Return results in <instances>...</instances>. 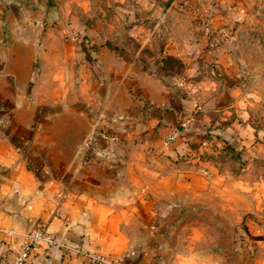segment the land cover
Wrapping results in <instances>:
<instances>
[{
	"label": "rangeland",
	"instance_id": "rangeland-1",
	"mask_svg": "<svg viewBox=\"0 0 264 264\" xmlns=\"http://www.w3.org/2000/svg\"><path fill=\"white\" fill-rule=\"evenodd\" d=\"M143 1L0 0V45L6 50L34 39V70L28 83L40 84V92L46 88V82L41 83L42 62L60 61L54 52L46 53L51 46L58 49V41L48 35L53 34L71 41L69 47L83 52L81 59H88V66L98 38L117 50L141 45L142 54H153L150 60L160 68L166 86L176 83L180 95L190 101L200 96L205 104L215 98L205 105L198 138L169 161L194 166L209 184L205 189L198 183L193 190L160 188L148 193L152 212L136 215L134 222L126 223V231L136 241L142 231V240L155 246L147 247V258L157 264H264V0H146L156 3L146 9ZM107 34L111 36L104 39ZM94 72L82 76L83 85L90 86ZM86 88L73 85L66 96L90 98ZM224 90L233 103L220 110L214 104L229 99ZM55 98L56 93L51 101ZM190 112L170 130L188 127L197 113ZM73 119L67 122L71 134L80 128ZM97 128L90 130L87 147L97 138ZM102 130L99 137L115 139ZM165 135L162 147L171 143L164 144ZM63 148L60 145L58 152ZM93 170L105 176L98 168L87 175ZM132 192L127 188L125 195ZM60 201L53 210L57 215L62 213ZM79 252L97 263L112 264L101 252ZM88 253L100 254L104 261Z\"/></svg>",
	"mask_w": 264,
	"mask_h": 264
},
{
	"label": "crops",
	"instance_id": "crops-1",
	"mask_svg": "<svg viewBox=\"0 0 264 264\" xmlns=\"http://www.w3.org/2000/svg\"><path fill=\"white\" fill-rule=\"evenodd\" d=\"M153 5L155 1L145 0L142 7ZM48 35L58 41V49L51 46L46 53L54 52L60 61L42 62L41 83L46 82V88L41 92L40 84L28 83L34 70V39L6 50L0 45V259L13 258L26 242V233L44 227L58 243L40 241L31 247L30 264H100L76 248L101 252L112 264H157L147 258V247L154 245L142 240V231L138 241L130 237L126 223L152 212L148 193L160 188L193 190L198 183L205 189L209 184L194 166L169 161L198 138L205 105L215 98L205 104L200 96L190 101L180 95L176 83L166 86L160 68L150 60L153 54L143 55L141 45L117 50L98 38L88 66V59H81L83 52L69 47L71 41ZM142 38L149 40L145 34ZM93 71L90 86L83 85L82 76ZM73 85L86 86L92 96L70 100L66 94ZM54 93L58 98L52 102ZM223 93L229 97L226 90ZM216 102L221 110L233 99ZM193 109L203 112L194 113L191 124L162 147L163 136ZM72 119L80 127L73 134L67 128ZM95 127L97 138L87 147ZM101 129L115 139L99 137ZM60 145L65 148L59 153ZM97 168L105 176L96 170L87 175ZM127 188L133 192L125 195ZM58 197L61 215L53 212Z\"/></svg>",
	"mask_w": 264,
	"mask_h": 264
},
{
	"label": "built area",
	"instance_id": "built-area-1",
	"mask_svg": "<svg viewBox=\"0 0 264 264\" xmlns=\"http://www.w3.org/2000/svg\"><path fill=\"white\" fill-rule=\"evenodd\" d=\"M186 123H182V125H185ZM180 130L178 127H175L174 129L170 130L164 137V144H168L172 142L173 140L176 139L178 136ZM62 192L59 193L58 195L61 196ZM27 240L23 244V247L20 251H18L13 258H5V259H0V264H30L29 260V249L31 247L36 246L39 244L40 241H46L48 243L54 244L58 243L57 240L47 232V230L42 227V228H32L30 231L26 233ZM76 251H79L80 249L76 248ZM89 256L93 255V257L97 258L99 261H104L102 256L100 254H89ZM101 256V257H100ZM98 261V262H99Z\"/></svg>",
	"mask_w": 264,
	"mask_h": 264
}]
</instances>
